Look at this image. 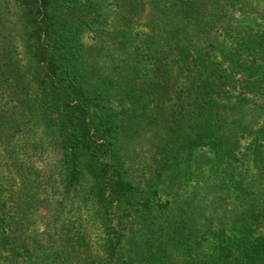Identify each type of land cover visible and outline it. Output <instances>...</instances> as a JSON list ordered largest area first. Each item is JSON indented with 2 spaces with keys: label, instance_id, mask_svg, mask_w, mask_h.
I'll use <instances>...</instances> for the list:
<instances>
[{
  "label": "trees",
  "instance_id": "trees-1",
  "mask_svg": "<svg viewBox=\"0 0 264 264\" xmlns=\"http://www.w3.org/2000/svg\"><path fill=\"white\" fill-rule=\"evenodd\" d=\"M13 1L29 55L27 73L37 84L35 103L27 107L61 153L63 198L76 207L77 228L42 242L26 236L24 213L18 221L11 216L16 230L0 237V264H264V235H257L264 230V0H147L145 25L159 56L143 81L135 51L120 49L127 31L108 26L106 14V4L116 3V18L128 26V15L143 11L139 0ZM87 33L95 44L84 43ZM104 52L117 59L97 70L88 55ZM7 71L4 82L23 89L15 85L17 73ZM220 85L243 96L226 106ZM139 88L150 91L146 98L135 97ZM13 101L18 110L9 112V120L16 123L24 103ZM141 131L153 139L154 159L140 179L127 150ZM245 138L250 142L242 147ZM201 148L216 157L210 168L226 171L225 197L213 196L219 179L209 176L204 194L193 199L212 196L213 211L231 206L236 234L214 233L213 213L202 223L198 209L172 219L158 202L161 185L182 186L190 174L170 163H188ZM113 210L134 213L119 234ZM211 235L214 248L207 245Z\"/></svg>",
  "mask_w": 264,
  "mask_h": 264
},
{
  "label": "rangeland",
  "instance_id": "rangeland-1",
  "mask_svg": "<svg viewBox=\"0 0 264 264\" xmlns=\"http://www.w3.org/2000/svg\"><path fill=\"white\" fill-rule=\"evenodd\" d=\"M138 3L143 11H138L135 15H128V19L131 21L128 26L123 25V20L120 17L116 18V3L111 1L106 4V14L108 13L107 16L110 15V20L107 22L108 26L115 31L121 29L123 32L127 31L125 33L126 37H124L126 44L120 49L135 51V54H137L136 61L140 62L141 68L145 70V76L142 75V72L138 79L143 81L147 79V73L153 74L154 62L159 53L158 50L156 51L153 48L154 33L145 25L151 13V6L147 0H139ZM19 17V11L13 0H0V100L3 101L0 103V109L3 112L7 111V113L0 111V237L5 238L9 234L15 233L16 228L11 223L10 217L13 216L14 221H18L19 214L24 213L27 224H29L28 229L23 227L27 230L26 236L41 239L42 242L50 241L53 243L55 239H63L66 234L72 235L76 231L77 226L74 220V209L76 207L74 204L71 205V200L63 198L65 191L61 176V153L50 143L52 136L46 134L43 123L39 122L27 107L28 101H31V104L35 103L37 84L31 80V75L27 73L26 57L28 58L29 55L26 43H24ZM114 24H116L115 27H113ZM87 35L88 37L85 36L83 40L84 43L87 45L88 43L95 44L96 41H93L92 34L87 33ZM120 35L123 36L124 33H120ZM219 39L221 38L219 37ZM156 40L158 42L156 48H159L160 37H157ZM88 57L90 63L98 66L97 70H105L110 64V60L113 62L117 59L108 57L106 52L94 59L90 55ZM6 69H9V72ZM13 70L18 76L15 85L17 88L24 87L21 90H16L12 82H4L6 71L11 74ZM172 75V78H175L177 74ZM219 88L227 92V96L221 100L226 106H232L243 96L229 86L220 85ZM149 93V90L139 88L134 95L136 98H146ZM119 96L120 94L117 97ZM18 98H22L24 105L17 114L15 123L9 120V112L13 109L18 110L13 107L16 105L13 100ZM251 99L252 101L255 100L253 97ZM4 102L5 104H3ZM137 102L140 103L143 100ZM260 123L261 121L254 128L259 129ZM140 133L139 136L128 142L130 149L127 151L130 153L129 165L132 172L135 176H140L141 179V175L148 171L149 167H153L151 162L154 159V149L152 146L153 139L150 140V133L142 131ZM249 142L250 138L242 140V147H245ZM215 158L212 150L201 148L194 152L192 160L188 163L184 160H181L178 165L170 163L171 167L175 166L174 168L177 171L188 170L190 174L187 177L188 180H185L186 183L182 186L177 184L173 189H169L167 186L161 185L158 202L166 210L171 211L170 217L172 219L178 218L182 212L193 214L191 211L198 209L199 211L195 213V216L199 219L198 222L202 223L204 219H207L209 213H213L215 218L214 233H218L219 236L221 234L230 236L233 235L231 233H235L233 230L238 229V227L232 228L230 225L232 222H238L231 211L233 208L222 204L220 208L218 207L213 211V208L208 209L212 196L209 197L208 201L203 198L193 199L197 193L204 194L205 181L209 176L219 179V185L212 186L213 196L216 198L225 197L221 178H225L226 171L210 168ZM211 180L213 181V179ZM228 187H231L230 183ZM233 197V195H230L229 198L233 200ZM235 204V202L232 203L233 206ZM112 214L116 234L123 232V229L129 226V222L134 216L132 211L124 213L113 210ZM47 216H51V218ZM226 222L227 225H222ZM240 228L242 229V227ZM61 231L65 232L64 236L59 234ZM47 234L59 235L57 237L52 236L53 238L49 239L46 237ZM258 234L264 235V230L257 231ZM93 238L97 242L99 236L93 234ZM207 240L210 242L207 244L209 248H214L217 241L216 237L211 235ZM214 240H216L215 243ZM3 256L5 259L7 258L6 251ZM157 256L159 257L160 254ZM80 257L83 259L85 254L80 255Z\"/></svg>",
  "mask_w": 264,
  "mask_h": 264
}]
</instances>
